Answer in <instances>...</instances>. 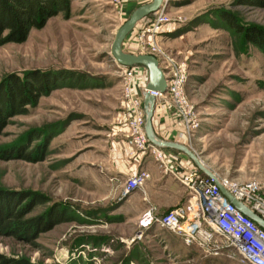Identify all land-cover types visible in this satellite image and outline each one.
I'll return each mask as SVG.
<instances>
[{"label": "rangeland", "instance_id": "374dc122", "mask_svg": "<svg viewBox=\"0 0 264 264\" xmlns=\"http://www.w3.org/2000/svg\"><path fill=\"white\" fill-rule=\"evenodd\" d=\"M147 1L70 0L69 14L52 17L22 44L0 46L1 96L13 76L33 82L44 73L53 86L1 131L0 196L35 194L41 201L18 200L16 210L32 207L27 219L56 209L52 221L59 222L31 241L0 235V254L34 264H244L232 252L189 246L160 226L141 229V215L159 209L141 190L122 197L128 179L145 170L119 173V146L132 143L125 76L112 44L128 19L127 5ZM226 13L240 25L264 28V7L246 0H165L137 24L123 49L185 62L192 115L179 117L184 133L171 140L192 150L220 180L264 184V52L230 27ZM160 16L165 20L157 24ZM140 67L137 97L143 100L149 72ZM156 105L176 113L169 97ZM19 153H35L34 161ZM9 154L14 157L4 158ZM181 154L186 167L200 171ZM137 155L154 160L136 150L129 157Z\"/></svg>", "mask_w": 264, "mask_h": 264}, {"label": "built area", "instance_id": "2783aa9c", "mask_svg": "<svg viewBox=\"0 0 264 264\" xmlns=\"http://www.w3.org/2000/svg\"><path fill=\"white\" fill-rule=\"evenodd\" d=\"M111 1L119 6L124 0ZM164 20L165 18L160 16L157 24ZM144 54L149 53L144 52ZM163 58L162 62L157 59L165 72L167 92L164 94L153 92L152 94L156 100L169 97L178 116L188 120L193 109L186 93L188 65L185 62L177 63L175 59L167 55H164ZM122 69L125 76L123 90L128 101V118L130 119L126 129L133 150L139 151L141 154L150 152L163 171L179 180L189 192L186 204L165 214L160 215L155 208H149L139 218L140 228L150 229L153 226H160L179 235L187 245L201 247L208 253L232 252L244 264H264V228L238 210L223 195L212 179L197 169L178 170L183 166L184 161L167 149L155 146L148 140L145 130L144 99L141 100L137 97V87L141 86L142 79L138 78L141 67L122 66ZM148 81L149 77L143 87L144 92L147 91ZM148 178L147 171L136 172L126 182L122 197L128 198L133 192L141 190ZM220 181L237 200L264 219V184L262 182L256 180L245 183Z\"/></svg>", "mask_w": 264, "mask_h": 264}, {"label": "trees", "instance_id": "16d2710c", "mask_svg": "<svg viewBox=\"0 0 264 264\" xmlns=\"http://www.w3.org/2000/svg\"><path fill=\"white\" fill-rule=\"evenodd\" d=\"M246 1L254 6L264 7V0ZM138 7L139 5L129 6L126 10V17L129 18ZM70 9V0H0V46L24 43L32 30L43 29L52 17L61 12L69 14ZM224 18L230 22L231 28H235L243 36L247 43L256 45L264 52V28L240 25L230 13H226ZM51 82V77L44 75V73L35 74L33 82H28L19 76H13L4 81V96L0 95V134L7 125L9 118L26 113L28 111L27 105L35 104L41 96L51 93L53 87ZM1 93L2 91H0ZM34 154L23 155L19 153L17 156L28 161H34ZM7 157L12 158L14 154L4 156V158ZM23 197L20 194L7 192H4V197L0 196V235L31 241L40 232L47 231L59 222L52 221L56 218L55 213H53L56 209L50 210L40 217L24 218L32 207L25 206L21 210H16V202L19 200L20 204L26 199L41 200L35 194H28ZM51 222L53 223L51 224ZM0 264L34 263L25 258L13 259L0 254Z\"/></svg>", "mask_w": 264, "mask_h": 264}, {"label": "water", "instance_id": "95a60500", "mask_svg": "<svg viewBox=\"0 0 264 264\" xmlns=\"http://www.w3.org/2000/svg\"><path fill=\"white\" fill-rule=\"evenodd\" d=\"M165 0H152L147 4H143L136 8L127 21L118 29L114 42L112 44V55L115 61L124 67L143 66L149 72V81L147 84V91L144 94V109L146 114L145 130L148 140L155 146L172 149L187 155L194 164L203 172L207 177L212 179L220 188L225 197L232 202L238 210L257 222L264 228V219L251 211L242 202L237 200L222 184L220 179L205 166L203 161L187 146L177 142H169L159 138L155 132L153 119L156 106V97L153 92H167V80L164 70L160 67L158 59L149 54H133L127 53L123 49L124 42L132 31L136 28L137 24L148 16L158 12L164 5Z\"/></svg>", "mask_w": 264, "mask_h": 264}, {"label": "crops", "instance_id": "0c3cea01", "mask_svg": "<svg viewBox=\"0 0 264 264\" xmlns=\"http://www.w3.org/2000/svg\"><path fill=\"white\" fill-rule=\"evenodd\" d=\"M151 1L152 0H148L145 4ZM132 5L138 4H136V2H130L127 8ZM153 124L157 136L165 141L173 142L171 139H175L184 133L183 123L180 121L178 114L173 113L171 110H167L164 105L155 106ZM119 148L117 155L119 173L124 174L129 171L135 172L138 171L140 167L142 170L148 172L149 178L141 191L145 194V200L154 204L159 209L158 213L160 215L187 203L189 199L187 188L172 175L162 172L151 157L142 159L141 155H137L130 158L129 154L133 151V148L129 144L124 145V148L121 145ZM168 151L184 161L183 166H181L182 168L179 167L178 170L181 171L184 168L185 170L191 171L193 169L186 167V161L182 157V152L172 149ZM135 195L139 198L138 193ZM135 195L131 196L126 201L127 205L133 203V197Z\"/></svg>", "mask_w": 264, "mask_h": 264}]
</instances>
